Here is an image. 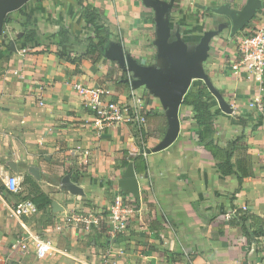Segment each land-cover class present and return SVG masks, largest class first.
Masks as SVG:
<instances>
[{
  "label": "crops",
  "instance_id": "0c3cea01",
  "mask_svg": "<svg viewBox=\"0 0 264 264\" xmlns=\"http://www.w3.org/2000/svg\"><path fill=\"white\" fill-rule=\"evenodd\" d=\"M82 1L30 0L22 10L36 38L23 37L19 11L8 14L0 34V264H264V236H247L236 215L237 209L255 216L248 231L264 229V76L234 72L231 20L215 11L240 10L247 0H159L172 4L165 19L172 38L179 33L190 53L205 32H214L198 65L230 109L224 112L212 94L219 144L231 151L228 143L241 136L232 157L238 167L225 177L198 144L199 126L184 104L178 137L155 150L170 128L163 96L135 86V73L106 56L119 44L141 64L166 63L158 53L155 0ZM262 2L236 34L260 22ZM88 4L104 11L95 24L84 17ZM75 84L105 87L109 100L131 108L141 104L145 136L127 123L98 130ZM242 171L247 175L239 180ZM14 174L22 180L18 193L4 185ZM66 176L83 193H71ZM42 193L51 199L48 206L12 217L15 202ZM118 195L135 210L123 229L107 216ZM25 229L55 250L38 258L32 243L27 251L14 249Z\"/></svg>",
  "mask_w": 264,
  "mask_h": 264
},
{
  "label": "water",
  "instance_id": "95a60500",
  "mask_svg": "<svg viewBox=\"0 0 264 264\" xmlns=\"http://www.w3.org/2000/svg\"><path fill=\"white\" fill-rule=\"evenodd\" d=\"M30 0H0V34L3 33V27L8 14L18 11ZM156 9V25L160 40L158 41L159 56L166 60L160 66H146L137 62L133 57L126 55L121 45H116L106 51V56L117 62L123 68L133 71L136 78L132 80L135 86L146 84L155 89L156 94L163 96V105L170 114V128L161 144L155 150H161L172 144L179 135L181 123L179 118L180 107L183 104L184 97L196 80H203L211 93L218 98L220 106L224 112L229 113V107L223 102L220 94L209 81L205 70L198 65L199 61L207 59L209 42L214 32L207 31L200 39L199 44L193 52H189L187 42H185L179 33L172 38L169 21L165 19V14L172 4L152 1ZM263 7L262 0H247L246 4L240 10H234L225 5L216 8L219 14L226 15L231 20V37L244 29L248 23L255 17L257 12ZM219 30H222L219 27ZM167 64V65H166ZM166 67V68H164ZM17 171V167L10 166ZM63 182L68 186L73 194L83 193V189L76 183H73L70 176H66ZM57 205L56 202L53 203Z\"/></svg>",
  "mask_w": 264,
  "mask_h": 264
},
{
  "label": "built area",
  "instance_id": "2783aa9c",
  "mask_svg": "<svg viewBox=\"0 0 264 264\" xmlns=\"http://www.w3.org/2000/svg\"><path fill=\"white\" fill-rule=\"evenodd\" d=\"M230 39L237 41V54L234 60V72L244 73L248 77L261 79L264 76V16L260 22L250 26L244 33L236 34ZM77 90L83 96V104L96 115L97 129L102 131L107 125L127 123L135 126L139 134L145 136L146 114L141 104L131 108L129 105L119 101L108 99V90L105 87H88L75 84ZM147 151L143 154L146 156ZM21 176L14 174L4 180L8 191L18 193L21 188ZM39 212L38 206L31 199H21L11 206V215L19 220ZM104 213V212H103ZM135 214V210L129 204V200L118 195L115 203L107 212L111 223L115 227L123 229ZM26 230V229H25ZM34 246L35 255L44 258L55 247L48 240L39 238L31 231L17 238L13 244L14 249L22 252L27 251L29 244ZM102 264H117L114 259H108Z\"/></svg>",
  "mask_w": 264,
  "mask_h": 264
},
{
  "label": "trees",
  "instance_id": "16d2710c",
  "mask_svg": "<svg viewBox=\"0 0 264 264\" xmlns=\"http://www.w3.org/2000/svg\"><path fill=\"white\" fill-rule=\"evenodd\" d=\"M79 3L83 5L82 0H79ZM84 8V17L91 24H95L97 20L104 16V11L100 8L94 7L90 4L84 6ZM22 9L23 8H20L18 11L23 13ZM23 16L26 20V30L23 34V37L26 40H34L37 36V32L35 29H31L28 26V24L31 22V18L24 13ZM88 42L91 47L92 45H95L92 39H88ZM101 44L102 43L99 42L97 45ZM91 54L92 52H90L88 49L85 55ZM215 103L216 98L212 95L207 84L203 82V80H196L193 82L183 101V104L190 107L192 111V121L197 123L199 126L198 144L203 146L212 154V157L217 161L218 170L221 172V175L225 177L235 172L234 167L237 165L232 162L233 150L240 141L241 136L234 138L228 143L229 147H231V151H228L225 149V147L219 144L220 142L218 141L217 126L215 122L216 113L212 110V107ZM241 175L242 176H239V180L247 174L245 171H242ZM33 202L38 206L39 209H43L51 203V199L42 193L39 194L37 198H33ZM230 209L232 210L234 207L231 206ZM236 215L237 217L241 218L242 228L247 236L251 238L264 236V229L253 230L251 232L250 230L248 231V221L251 218L256 219L254 218L255 216L237 209Z\"/></svg>",
  "mask_w": 264,
  "mask_h": 264
},
{
  "label": "rangeland",
  "instance_id": "374dc122",
  "mask_svg": "<svg viewBox=\"0 0 264 264\" xmlns=\"http://www.w3.org/2000/svg\"><path fill=\"white\" fill-rule=\"evenodd\" d=\"M227 31H231V27L229 26L228 30ZM120 41V40H119Z\"/></svg>",
  "mask_w": 264,
  "mask_h": 264
}]
</instances>
